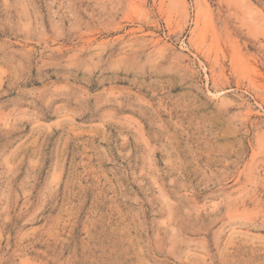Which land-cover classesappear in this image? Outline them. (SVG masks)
<instances>
[{
  "label": "rangeland",
  "instance_id": "1",
  "mask_svg": "<svg viewBox=\"0 0 264 264\" xmlns=\"http://www.w3.org/2000/svg\"><path fill=\"white\" fill-rule=\"evenodd\" d=\"M0 264H264V0H0Z\"/></svg>",
  "mask_w": 264,
  "mask_h": 264
}]
</instances>
